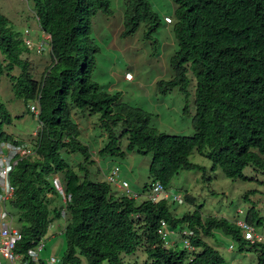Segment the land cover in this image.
<instances>
[{"label": "trees", "instance_id": "16d2710c", "mask_svg": "<svg viewBox=\"0 0 264 264\" xmlns=\"http://www.w3.org/2000/svg\"><path fill=\"white\" fill-rule=\"evenodd\" d=\"M175 2L178 49L172 57L174 75L159 84L165 89L178 87L187 95L193 76L196 112L191 136L159 132L151 113L122 101L120 92L111 93L94 80L99 47L90 39L92 17L100 11L112 13L111 0H34L41 29L51 35V63L39 79L31 58L24 54L29 50L22 37L0 11V79L5 75L15 95L26 104L39 97L42 124L30 144L32 154L19 159L10 175L16 187L11 207L21 231L17 252H28L47 235L55 218L65 217L64 264H82V257L90 264H125L124 255L138 250L147 255L144 264H228L209 241L213 238L218 244L219 233L236 241L240 252L253 251L256 264H264V241L246 240L234 221L203 217V205L179 216L171 210L170 198L152 202L115 196L110 182L80 174L64 156L88 150L73 116L72 109L78 108L88 115H101L107 139L99 154L124 155L122 136L128 140L129 151L152 154V181L145 190L156 181L168 190L181 170L203 169L190 161L194 151L207 156L213 168L220 167L232 179H250L244 173L247 166L264 174V0ZM124 5L123 36L135 34L142 22L148 37L157 31L162 19L150 0H124ZM12 121L0 99V144L25 142L5 131L4 126ZM56 174L71 197L65 216L62 196L52 183ZM256 192L244 195L251 203L246 220L263 226L264 216L250 199ZM58 199L60 203H55ZM183 200L194 204L190 195ZM161 220L174 229H192L197 251L189 255L184 248L164 246L158 233ZM30 264H43V260Z\"/></svg>", "mask_w": 264, "mask_h": 264}, {"label": "rangeland", "instance_id": "374dc122", "mask_svg": "<svg viewBox=\"0 0 264 264\" xmlns=\"http://www.w3.org/2000/svg\"><path fill=\"white\" fill-rule=\"evenodd\" d=\"M111 1L112 13L100 11L92 17L90 39L92 45L99 47L93 71L94 80L111 93L120 92L122 101L151 113L152 124L159 132L193 135V117L196 112L194 103L196 81L193 76L190 74L192 80L187 95L178 87L165 89L163 84H159L161 80H170L174 75L172 57L178 49L174 33L177 3L175 0H150L162 22L157 31L148 37L144 22L135 34L123 36L124 0ZM0 11L10 19L11 26L21 37L28 29L35 41L41 38L42 31L35 13L34 0H1ZM165 16H171L173 22L166 23ZM28 54L39 79L51 63L49 45H46V49L41 53L31 50ZM18 72L19 69H16L15 73ZM126 72H131L134 78L127 80ZM0 99L13 117L12 123L4 126L5 131L32 145V139L40 125V120L30 109L34 102L26 104L24 99L18 98L5 75L0 79ZM72 111L82 130L80 139L88 145L85 153L81 151L67 155L64 153L74 169L80 174L88 173L95 180L98 178L95 175L97 169L107 171L119 165L121 171L127 175L130 189L144 199L148 192L145 187L152 181L149 174L152 154L129 151L128 140L123 136L120 143L121 149L125 151L124 155L99 154L102 142L107 139L101 115H88L78 108H73ZM120 127L118 125L116 128L117 134L120 133ZM190 161L202 166L203 169L181 170L167 188L171 195L170 208L176 214L181 216L185 212L195 210L196 206L203 205V217L219 216L232 221L237 218L244 220L251 206L244 195L256 189V194H251L250 199L257 203L260 213L264 216V174L256 172L252 166H247L244 173L250 179L229 178L220 167H212L211 159L196 151L190 155ZM175 194L181 195L182 199L174 200ZM186 195L194 198V204L183 200ZM54 202L60 203V200ZM9 209L14 214L15 225L20 226L17 213L10 205ZM239 210H242V213ZM65 222V217L52 221L47 235L43 238L45 247L40 251L42 259L56 256L59 258L56 264H64L62 258L66 242L62 231ZM255 228L257 233L264 234V225ZM218 236L220 238L218 244L213 238H209V241L220 250L228 264H256V254L253 251L240 252L238 243L231 237L221 233ZM169 238L179 239L178 234H172ZM231 245L234 246L233 249ZM177 248L183 249L184 242L179 241ZM0 258L2 264H10L3 256L0 255ZM124 259L125 264H144L147 255L143 250H138L132 255H124ZM82 260V264H90L86 257H82Z\"/></svg>", "mask_w": 264, "mask_h": 264}, {"label": "built area", "instance_id": "2783aa9c", "mask_svg": "<svg viewBox=\"0 0 264 264\" xmlns=\"http://www.w3.org/2000/svg\"><path fill=\"white\" fill-rule=\"evenodd\" d=\"M165 20L170 23L172 22L171 17L166 16ZM51 36L49 34L44 35L45 40H49ZM30 45V40H27ZM44 48V42L38 45V51ZM126 79H132L133 75L128 72L125 75ZM38 103V100L36 101ZM31 110L36 116H39L40 108L39 103L31 106ZM42 124L39 125L41 127ZM32 154V148L27 142L15 143L12 141H4L0 144V255L3 256L10 264H30L32 262L39 263L43 260V264H56L59 258L56 256H49L42 259L40 251L45 247L43 238L39 240L28 252H17L16 245L17 240L21 236L20 227L14 223V214L9 209L11 201L15 196L16 187L10 179L11 172L17 165L19 159ZM106 180L111 184L119 183L124 190V196L141 200L140 194L133 192L130 189V184L126 180H120V167L114 166L106 175ZM52 183L56 190L61 194L64 208L62 215L66 214V204L70 201L71 197L65 194L64 185L61 177L56 174L52 177ZM170 194L167 192L165 186L160 182H153L145 199L152 202L159 201L162 198H168ZM175 200H180V195H174ZM242 213V210H239ZM243 219V218H242ZM234 222L242 229L246 240L255 243L257 241H264V234L257 233L256 226L241 219H235ZM52 223H50V226ZM158 233L163 240L164 246L172 247L176 242L172 241L169 237L172 234H178L179 240L184 242V249L189 255H192L197 251V247L192 243V237L195 235L194 231L190 228H181L178 231L173 230L169 227L165 220H161ZM234 246L231 245V249ZM0 264L2 260L0 258Z\"/></svg>", "mask_w": 264, "mask_h": 264}, {"label": "clouds", "instance_id": "9594fccd", "mask_svg": "<svg viewBox=\"0 0 264 264\" xmlns=\"http://www.w3.org/2000/svg\"><path fill=\"white\" fill-rule=\"evenodd\" d=\"M166 17V16H165ZM169 17H171V16H169ZM171 19H172V17H171ZM39 20V19H38ZM166 21V20H165ZM172 21H173V19H172ZM166 23H168L167 21H166ZM170 23H172V22H170ZM170 23H168V24H170ZM39 25H40V22H39ZM40 29H41V25H40ZM41 31H42V35H41V38H38L37 39V41H35L32 37H31V34H30V31L28 30V29H26L25 30V33L23 34V36H22V40H23V45L29 50V52H27V54L28 53H30V51L31 50H35L36 52H39L38 51V45L41 43V42H44V48L42 49V50H45L46 49V45H49V50H51V47H50V44H49V41H50V39L49 40H45L44 39V35L45 34H49V33H46L45 31H43L42 29H41ZM50 35V34H49ZM51 36V35H50ZM27 40H30V42H31V44L29 45L28 43H27ZM41 51V50H40ZM29 55V54H28ZM15 72V71H14ZM126 73H128V72H126ZM131 73V72H130ZM132 74V73H131ZM126 75V74H125ZM133 75V74H132ZM126 78V77H125ZM133 78H134V76H133ZM132 78V79H133ZM132 79H129V80H132ZM128 80V79H127ZM38 100V103H39V97L38 98H36V100L34 101V104H32V105H36V104H38V103H36V101ZM31 105V106H32ZM31 106H30V109H31ZM39 108H40V104H39ZM32 111V110H31ZM33 112V111H32ZM34 113V112H33ZM40 114V113H39ZM34 115H35V113H34ZM38 117V119H39V116H37ZM40 124H41V122H40ZM26 142V141H25ZM115 166H118V165H115ZM114 167V166H113ZM111 170V169H110ZM109 170V171H110ZM108 174V173H107ZM120 174H121V169H120ZM113 185V184H112ZM167 192H168V190H167ZM124 195V194H123ZM175 195H178V194H175ZM181 196V195H180ZM171 197V195L168 197V198H170ZM181 199H182V197H181ZM142 200V199H141ZM175 200V199H174ZM245 219H246V217H245ZM170 227V226H169ZM171 228V227H170ZM184 228H187V227H184ZM171 229H173V230H177V228H171ZM179 229H181V228H179ZM180 241V240H179ZM178 242H176V244L175 245H173L172 247H175V246H178Z\"/></svg>", "mask_w": 264, "mask_h": 264}, {"label": "crops", "instance_id": "0c3cea01", "mask_svg": "<svg viewBox=\"0 0 264 264\" xmlns=\"http://www.w3.org/2000/svg\"><path fill=\"white\" fill-rule=\"evenodd\" d=\"M109 170H107V171L102 170L101 171V169H97V171L95 173V175L98 177L97 179L98 180H106V175L109 172ZM120 180L128 181L127 180V175L123 171H121ZM112 189H113V192H114L115 196H122L123 193H124V190L122 189V187H121V185L119 183L113 184L112 185ZM171 240L174 241V242H178L179 243V239L178 238L177 239L171 238Z\"/></svg>", "mask_w": 264, "mask_h": 264}, {"label": "bare ground", "instance_id": "6f19581e", "mask_svg": "<svg viewBox=\"0 0 264 264\" xmlns=\"http://www.w3.org/2000/svg\"><path fill=\"white\" fill-rule=\"evenodd\" d=\"M119 166V165H118ZM20 252V251H19Z\"/></svg>", "mask_w": 264, "mask_h": 264}]
</instances>
